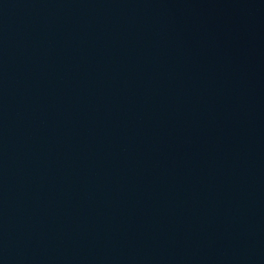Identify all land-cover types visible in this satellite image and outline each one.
<instances>
[{
  "label": "water",
  "instance_id": "1",
  "mask_svg": "<svg viewBox=\"0 0 264 264\" xmlns=\"http://www.w3.org/2000/svg\"><path fill=\"white\" fill-rule=\"evenodd\" d=\"M0 264H264V0H0Z\"/></svg>",
  "mask_w": 264,
  "mask_h": 264
}]
</instances>
